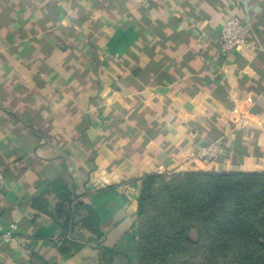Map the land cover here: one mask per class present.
<instances>
[{
  "label": "crops",
  "instance_id": "0c3cea01",
  "mask_svg": "<svg viewBox=\"0 0 264 264\" xmlns=\"http://www.w3.org/2000/svg\"><path fill=\"white\" fill-rule=\"evenodd\" d=\"M234 15L249 48L223 57ZM198 171L264 173V0H0V225L23 239L0 264H137L141 179ZM72 202L100 236L84 209L63 231Z\"/></svg>",
  "mask_w": 264,
  "mask_h": 264
},
{
  "label": "trees",
  "instance_id": "16d2710c",
  "mask_svg": "<svg viewBox=\"0 0 264 264\" xmlns=\"http://www.w3.org/2000/svg\"><path fill=\"white\" fill-rule=\"evenodd\" d=\"M167 174L171 175L174 186H181L184 192L188 191L187 196L178 197L184 201L181 213L195 220V223L188 222L189 226H180L177 230L175 246L179 251L195 248L201 249L206 255L218 254L225 258L244 255L240 264H264V173L198 171ZM160 180L165 183L161 174L141 179L136 218L142 214L145 198L154 183ZM69 206L70 210L62 225L64 232H69L73 226L75 209H84L87 217L81 220L82 225L87 228L88 223H94V232L100 236L97 216L91 209L73 202ZM190 231H193L196 239L188 237ZM136 232L137 264L146 263L150 250L143 246ZM163 254L152 255L151 263L158 260V264L163 263ZM253 256H257L256 261L252 259Z\"/></svg>",
  "mask_w": 264,
  "mask_h": 264
},
{
  "label": "rangeland",
  "instance_id": "374dc122",
  "mask_svg": "<svg viewBox=\"0 0 264 264\" xmlns=\"http://www.w3.org/2000/svg\"><path fill=\"white\" fill-rule=\"evenodd\" d=\"M163 175L162 181H156L153 188L146 196L144 202V210L142 214L136 218V230L139 233V240L147 250H150L148 261L141 264H158V261L151 263L152 255L163 254L165 261L160 264H171L172 262L184 264H240L244 255L222 257L215 254L213 256L206 255L201 249L188 248L185 252H181L175 246V234L180 226H189L195 223L194 217H185L182 215L184 201L183 196H187L188 191L184 192L181 186H174L175 183L170 179V174ZM174 183V184H173ZM179 197V198H178ZM182 212V213H181ZM189 216V214L187 215ZM188 237L196 239L193 231L188 232ZM162 255V256H163ZM252 259L256 261L257 256ZM171 261V262H170Z\"/></svg>",
  "mask_w": 264,
  "mask_h": 264
},
{
  "label": "built area",
  "instance_id": "2783aa9c",
  "mask_svg": "<svg viewBox=\"0 0 264 264\" xmlns=\"http://www.w3.org/2000/svg\"><path fill=\"white\" fill-rule=\"evenodd\" d=\"M248 28L242 17L238 15L230 16L224 20L215 47L220 56L226 57L232 53L243 54L249 48ZM253 114L249 108L238 101L226 114V123L231 130L251 129L253 126ZM221 140L210 143L200 149L196 154V159L200 162L214 163L221 153ZM1 180V175H0ZM123 192L132 194L133 188L129 185L121 188ZM16 226L9 224L7 228L0 225V243L19 248L23 244V239L16 233ZM62 239L54 240L59 244Z\"/></svg>",
  "mask_w": 264,
  "mask_h": 264
}]
</instances>
